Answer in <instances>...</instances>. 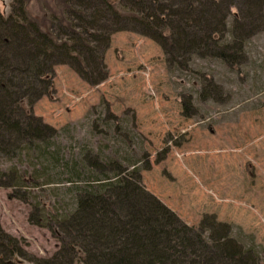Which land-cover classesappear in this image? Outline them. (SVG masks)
Returning <instances> with one entry per match:
<instances>
[{"label":"trees","instance_id":"1","mask_svg":"<svg viewBox=\"0 0 264 264\" xmlns=\"http://www.w3.org/2000/svg\"><path fill=\"white\" fill-rule=\"evenodd\" d=\"M194 2L202 5L201 0H183L179 8L160 0H58L60 10L53 6L50 16L40 19L20 0L10 14L0 10V186L27 201L33 198L31 187L48 181L51 172L71 182L69 202L50 211L34 205L37 217L30 221L57 228L61 243L35 264H260L256 247L239 241L232 226L214 215H204L196 226L184 223L143 187L137 162L129 169L120 157L106 156L101 147L93 151L89 144L75 158L66 157L57 141L60 130L32 111L51 92L56 65L70 66L90 85L106 78L104 53L111 35L121 30L158 42L184 71L179 58L192 54L239 64L240 43L249 35L242 30L255 21L264 24V0H243L252 15H232L231 25L230 2L221 12ZM207 2L212 6L215 0ZM21 258L19 241L0 226V264H21Z\"/></svg>","mask_w":264,"mask_h":264},{"label":"rangeland","instance_id":"2","mask_svg":"<svg viewBox=\"0 0 264 264\" xmlns=\"http://www.w3.org/2000/svg\"><path fill=\"white\" fill-rule=\"evenodd\" d=\"M20 1L38 19L62 7L58 0ZM160 1L176 8L183 2ZM232 1L194 3L221 12L230 2L229 25L232 15H252L243 0ZM13 4L0 0V10L10 14ZM254 23L242 27L249 35L240 43L239 64L192 54L179 58L185 71L153 39L117 31L104 53L106 78L90 85L70 66L56 65L51 92L32 111L60 130L66 157L89 144L120 157L129 169L137 162L143 187L184 223L196 226L214 215L232 226L239 241L252 243L264 264V24ZM55 172L31 187L27 201L0 186V226L19 241L21 264L49 258L61 245L57 228L30 221L37 217L36 202L50 211L71 200V182Z\"/></svg>","mask_w":264,"mask_h":264}]
</instances>
